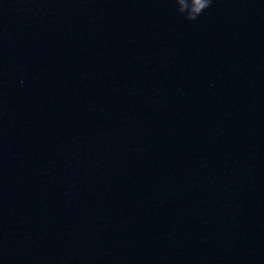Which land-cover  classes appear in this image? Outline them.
<instances>
[{
	"label": "water",
	"instance_id": "obj_1",
	"mask_svg": "<svg viewBox=\"0 0 264 264\" xmlns=\"http://www.w3.org/2000/svg\"><path fill=\"white\" fill-rule=\"evenodd\" d=\"M0 264H264V0H5Z\"/></svg>",
	"mask_w": 264,
	"mask_h": 264
}]
</instances>
